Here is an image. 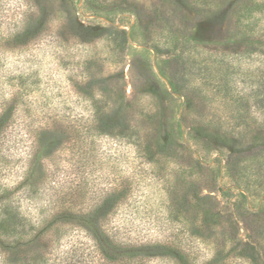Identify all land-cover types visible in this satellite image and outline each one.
<instances>
[{"label":"rangeland","instance_id":"374dc122","mask_svg":"<svg viewBox=\"0 0 264 264\" xmlns=\"http://www.w3.org/2000/svg\"><path fill=\"white\" fill-rule=\"evenodd\" d=\"M242 1L0 0V114L11 112L0 135V236L13 230L3 211L31 222L57 208L84 213L119 185L126 198L107 222L118 240L174 245L192 264H264V0ZM71 16L88 28L85 40L67 28ZM30 19L46 32L25 44ZM108 26L127 31L128 44L103 36ZM102 78L137 105L147 141L156 133L148 118L155 103L173 127L183 123L157 164L81 132L89 119L84 83ZM170 81L175 99L165 91ZM46 125L62 126L65 143L31 177ZM192 127L200 140H189ZM206 217L214 223L200 226ZM64 237L48 263L30 251L20 259L0 252V264H55L63 253L74 260L93 251L81 231Z\"/></svg>","mask_w":264,"mask_h":264},{"label":"trees","instance_id":"16d2710c","mask_svg":"<svg viewBox=\"0 0 264 264\" xmlns=\"http://www.w3.org/2000/svg\"><path fill=\"white\" fill-rule=\"evenodd\" d=\"M70 21L67 28H75L76 36L80 34L79 37H83L84 39L82 40H85L84 35L86 37L89 36L86 34L88 28L86 30L83 26L78 25L72 16ZM73 24L77 25V28ZM45 30L42 21L35 19L26 20L20 38H22L23 43L31 44L41 39V36L45 35ZM81 31H83V34H81ZM105 31L106 34L103 36H106L111 42H117L121 47L128 44L127 31H120V29L114 26H108ZM161 75L163 76L162 73ZM120 79L124 81V79ZM109 80L107 78L99 80L91 79L84 83L86 84L84 88L85 98L89 103L87 105L89 119L86 120L87 125L85 122V126L81 128V130L83 129L81 132H85L86 136L87 132H89L90 135L88 136L94 139L100 137V139H106L115 145H119L120 143V145L130 146L133 150L140 153V157L138 156V158L144 160L146 163L148 161L150 164H157L160 157H163L167 152V148L173 145L175 134L178 133L176 126H179L181 129L179 131H182L183 123L177 120L175 127H173L171 123L174 124V122L163 117L164 112L160 108V104L162 103L159 101L155 103L158 108L157 111L152 112L148 117L149 119L151 118L150 123L157 122L155 125L156 133L149 140L150 142L147 141L146 136L141 133L143 132L142 129H139L136 124L139 123L136 113L140 112L137 109L138 107H136L137 105L128 101L127 96L120 90V87H111L108 83ZM169 86L171 87V91L168 89L165 91L171 99H175L174 95L180 93L179 89L173 81L169 82ZM229 93L231 94L232 92L228 91L227 94ZM232 99H234L233 94ZM186 105L191 106L189 99H186ZM10 117L11 112L9 115L5 113L0 114V135L8 128ZM196 130L195 127L190 128L191 132H188L190 141L191 139H201L202 135ZM65 138L66 131L60 125H55L52 128L46 125L40 129L31 160L32 170L29 173L31 177L37 169L41 170L43 162L63 148ZM83 138L86 139V137ZM183 148L194 154L197 152V149L193 150L188 144L183 145ZM198 162L199 165H203L201 158H198ZM26 187L34 186L26 184ZM239 195L241 198L247 199L244 193L239 192ZM125 198L126 194L121 192L119 185H109L100 196V204L84 213H72L67 210L61 211L60 208H57L56 214L50 215V218L39 215L40 217H36L31 222L32 219L30 220V218H26L24 215L22 217L18 213L21 218L16 221L14 218L16 219L17 216L11 215V211L9 213L3 211V219H7L9 222L12 221L13 230L11 229L10 237L0 236V252H4L8 257L15 256L20 259L24 253L36 251L41 255V259L48 263L53 257H49L52 254L48 251H52V244L65 238L64 236H66V231L69 228H74L86 235L88 239L86 244L93 251L86 256H81L74 260L73 258L69 260V254L63 253V257L59 258V261L57 260L55 264H148L149 260L167 257L174 259L178 264H192L190 256L184 250L174 245L167 246L163 243L136 245L115 238L113 232H111L113 230L107 227V222L112 216L113 211L123 204ZM18 221L22 225L17 224ZM211 223L214 222H211V219L206 217V219L200 221V226L209 227ZM64 240L67 239H63L62 241ZM11 252L14 255H11ZM4 254L1 253L3 258ZM10 263L16 264L14 262Z\"/></svg>","mask_w":264,"mask_h":264}]
</instances>
